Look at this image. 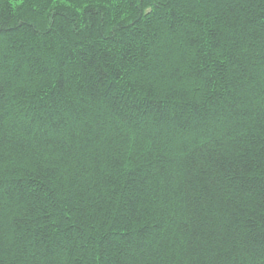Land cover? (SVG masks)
<instances>
[{"label": "trees", "instance_id": "trees-1", "mask_svg": "<svg viewBox=\"0 0 264 264\" xmlns=\"http://www.w3.org/2000/svg\"><path fill=\"white\" fill-rule=\"evenodd\" d=\"M0 264H264V0H0Z\"/></svg>", "mask_w": 264, "mask_h": 264}, {"label": "snow or ice", "instance_id": "snow-or-ice-1", "mask_svg": "<svg viewBox=\"0 0 264 264\" xmlns=\"http://www.w3.org/2000/svg\"><path fill=\"white\" fill-rule=\"evenodd\" d=\"M53 3H55V0H53Z\"/></svg>", "mask_w": 264, "mask_h": 264}]
</instances>
